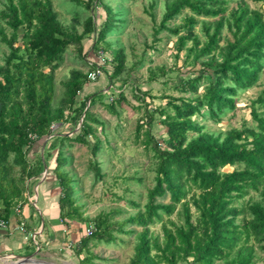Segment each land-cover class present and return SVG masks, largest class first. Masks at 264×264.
<instances>
[{
    "label": "trees",
    "instance_id": "16d2710c",
    "mask_svg": "<svg viewBox=\"0 0 264 264\" xmlns=\"http://www.w3.org/2000/svg\"><path fill=\"white\" fill-rule=\"evenodd\" d=\"M72 1L89 10L101 6L105 18L97 24L94 7L82 23L75 16L65 24L52 0H6L0 9V39L7 46L0 64L3 218L14 206L27 201L28 181L46 163L45 157L30 161L28 150L43 138L50 141L47 137L51 135L49 150L56 149L55 174L62 169L68 179L64 186L56 174L60 218L64 222L88 220L78 201V189L73 188L77 179L64 168L67 157L63 148L71 142L89 144L92 165L100 175L96 157L102 140L96 125L103 127L104 122L91 109L99 91L77 101L78 93L89 82L88 70L72 69L62 81V95L55 103V71L70 47L84 59L88 53L92 55L89 69L101 65L98 51L105 50L99 44L124 20L122 9L105 0ZM163 30L176 36L174 55L179 58L184 51L183 67L192 69L174 85L181 94L167 95L166 103L147 111L137 125L136 140L153 153L152 183L145 186L143 204L129 199L136 209L124 219H115L122 212L119 207L95 216L94 232L85 235L73 253L81 264H94V258L99 257L91 250L92 245L123 241L121 235H132L133 254L128 264H256L262 258L257 251L264 254V111H259L264 106V90L250 103L255 125L244 122L216 133L206 130L196 117L219 121L227 110L235 109L238 92L257 83L264 66L263 13L250 9L244 0H236L231 7L228 0H169L154 32ZM86 38L92 41L88 49ZM109 46L106 42L105 47ZM104 55L111 70L103 71L110 78H119L125 71L123 49H114L112 58ZM149 70L150 79H154L158 73L166 74L168 68L164 65ZM119 100H124L123 93ZM110 107L113 109L114 104ZM155 112L166 128V148L151 133ZM65 122L73 129L79 124L73 137L53 134ZM89 136L93 138L91 144ZM226 166L233 168L226 171ZM251 191L255 196L243 200ZM177 205L179 222L170 218ZM155 223L160 224V233L150 230Z\"/></svg>",
    "mask_w": 264,
    "mask_h": 264
},
{
    "label": "rangeland",
    "instance_id": "374dc122",
    "mask_svg": "<svg viewBox=\"0 0 264 264\" xmlns=\"http://www.w3.org/2000/svg\"><path fill=\"white\" fill-rule=\"evenodd\" d=\"M167 1L169 0H105L113 8L122 9L121 19L124 22L120 27L108 33L105 41L99 45L103 46L104 53L111 58L114 49L122 48L125 55V71L120 74L119 78H110L104 72L96 80L85 84L84 89L77 95V101H81L87 94L99 91L96 95L97 103L91 106V109L104 122L103 127L96 125V133L102 140V149L96 157L101 167L100 175L96 174L92 165L93 157L89 151V144L71 142L64 145L63 148L67 157L64 168L73 173L77 179L73 188L78 189V201L82 204L83 215L88 218L82 222V233L88 223L93 224L92 219L95 216L109 214L115 207L121 208L122 211L115 215V219L127 217L136 209L130 204L129 199H134L143 204L145 186L152 183L154 175L151 169L154 166L153 153L150 150L148 152L144 150L141 142L136 140L137 125L145 117L147 111L151 112L155 107L163 106L166 103L165 97L167 95L181 94L174 89V85L180 81L185 71L192 69L189 66L183 67L184 51L179 53V58L174 55L176 36L169 34L166 30L157 34L154 32ZM235 1L228 0L229 7L235 5ZM244 1L250 9L262 12L264 17V0ZM5 2L6 0H0V9L3 8ZM52 3L59 19L65 24H69L75 16L82 23L95 7L89 10L72 0H52ZM151 4L153 7L150 6ZM94 13L97 24L105 18V12L101 6L95 7ZM183 15L184 12L175 19V22H179ZM78 29L81 30V25H78ZM224 33H227L226 30ZM91 42L89 38L84 39L86 49L90 48ZM106 42L110 44L109 47H105ZM6 53L7 46L0 39V64L3 62ZM88 54L84 59L74 47L68 48L65 52L63 62L55 71V103L62 95V81L70 75L72 69H80L83 72L89 70V61L92 55L90 54L89 57ZM164 65L168 68L166 74L158 73L157 78L150 79L149 69ZM197 68L198 66L194 69ZM106 70L110 72V65L107 64ZM203 86L204 83L198 87L199 93L203 91ZM263 90L264 66L257 83L238 92L234 110H227L219 121L202 119L199 116L196 118L205 125L206 130L216 133L231 127H240L244 122L248 125H255L251 115L250 103ZM120 93H123L124 96L122 101L119 100ZM185 95L187 96L189 93ZM111 103L114 104L113 109L110 107ZM259 111H264V106L260 107ZM160 118V115L155 112L151 133L160 143V146L166 148L168 137ZM72 126L70 122H65L58 125L53 134L62 132L73 137L78 131L79 124L74 129ZM144 130L143 127L141 133ZM48 140H50L48 142L52 141V139ZM53 140L56 142L57 138L55 137ZM88 140L90 144L93 142V138L90 136ZM39 142L46 143L47 141L43 138ZM42 152L44 157L48 159L50 152L48 153L46 150ZM232 168L226 166L224 170L229 171ZM56 174L63 179L65 186L68 183L66 172L60 169L57 170ZM138 177H142V180H139ZM52 179H56L54 175ZM52 183H49V188L52 187ZM55 184L57 185V183ZM250 195L255 196V192L251 191L243 200H246ZM167 200L166 198L165 201ZM179 209L180 206L177 205L170 215L171 219L178 222L180 221L179 213H177ZM194 209L191 206V211ZM150 230L160 233V224L151 225ZM121 238L123 241H115L110 244L100 242L93 246V242H91V250L99 257V259L94 258V264H128L129 258L133 254V236L121 235ZM30 251L36 252L32 258L40 262L81 264L70 248L68 251H54L46 248L37 251L33 246ZM14 252L19 254L24 253L25 250L20 249ZM257 252L262 258L258 259L256 264H264V254ZM0 258V264H6L16 260L18 256L13 257L4 251H0Z\"/></svg>",
    "mask_w": 264,
    "mask_h": 264
},
{
    "label": "crops",
    "instance_id": "0c3cea01",
    "mask_svg": "<svg viewBox=\"0 0 264 264\" xmlns=\"http://www.w3.org/2000/svg\"><path fill=\"white\" fill-rule=\"evenodd\" d=\"M49 144L50 142L37 143L28 150L27 156L30 161H35L38 157L43 159L44 150L50 152L49 158L46 159L43 170L29 179L27 201L17 204L10 210L8 217L4 218L7 220V227L0 230V251L13 257L35 254L36 252L30 251L33 246L37 251L44 248L54 251H68L69 248L72 250L85 236L81 230L82 222L77 220L64 222L60 218V188L55 174L56 149L49 150ZM53 175L56 178L54 180ZM50 182H53L51 188L48 187ZM20 222H24L25 231L30 233L26 240L25 232L16 229ZM20 249L25 252L19 254L14 252Z\"/></svg>",
    "mask_w": 264,
    "mask_h": 264
},
{
    "label": "built area",
    "instance_id": "2783aa9c",
    "mask_svg": "<svg viewBox=\"0 0 264 264\" xmlns=\"http://www.w3.org/2000/svg\"><path fill=\"white\" fill-rule=\"evenodd\" d=\"M98 59L100 60V62L102 64L101 65H98L97 67H94L93 69H89L87 71V78H88L89 81H94L98 77H100V75L102 73H104L103 68L106 69L107 64L109 65L108 58L105 57L104 51L101 50V49L98 51ZM7 224H8L7 223V220L4 219L3 217H0V230L1 229H5L7 227ZM16 229L17 230H20L22 232H25V235H24V239L25 240L28 238V236H30V233H28V232L25 231V224H24V222H20L19 224H17ZM94 230H95L94 225L88 223L85 226L84 234L85 235H90V234H92L94 232ZM33 237H34V235H33Z\"/></svg>",
    "mask_w": 264,
    "mask_h": 264
},
{
    "label": "water",
    "instance_id": "95a60500",
    "mask_svg": "<svg viewBox=\"0 0 264 264\" xmlns=\"http://www.w3.org/2000/svg\"><path fill=\"white\" fill-rule=\"evenodd\" d=\"M34 254L32 255H27V256H18V258H16V260L10 262V263H6V264H27L25 261L28 259H34L32 258ZM45 264H54V263H47V262H43Z\"/></svg>",
    "mask_w": 264,
    "mask_h": 264
},
{
    "label": "bare ground",
    "instance_id": "6f19581e",
    "mask_svg": "<svg viewBox=\"0 0 264 264\" xmlns=\"http://www.w3.org/2000/svg\"><path fill=\"white\" fill-rule=\"evenodd\" d=\"M1 259V258H0ZM11 260V259H10ZM27 264H45V263H43V262H40V261H38V260H36V259H28V260H26L25 261Z\"/></svg>",
    "mask_w": 264,
    "mask_h": 264
}]
</instances>
